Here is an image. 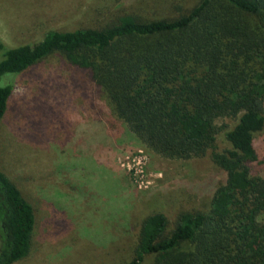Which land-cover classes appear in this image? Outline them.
<instances>
[{
    "label": "trees",
    "instance_id": "trees-1",
    "mask_svg": "<svg viewBox=\"0 0 264 264\" xmlns=\"http://www.w3.org/2000/svg\"><path fill=\"white\" fill-rule=\"evenodd\" d=\"M102 5L88 27L51 30L31 45L0 40V122L10 79L57 55L95 83L111 115L153 154L217 169L176 182L139 225L140 264H264V179L250 174L264 134V0H130ZM235 121L216 150L217 121ZM198 201V206L188 207ZM206 205V207H202ZM32 206L0 165V264L31 248Z\"/></svg>",
    "mask_w": 264,
    "mask_h": 264
},
{
    "label": "rangeland",
    "instance_id": "rangeland-1",
    "mask_svg": "<svg viewBox=\"0 0 264 264\" xmlns=\"http://www.w3.org/2000/svg\"><path fill=\"white\" fill-rule=\"evenodd\" d=\"M129 4L0 0V40L10 48L31 45L51 30L90 26L102 5L115 12ZM10 81L0 165L35 217L30 251L15 264H126L134 257L139 225L160 194L175 193L176 182L217 172L210 152L190 160L150 152L111 115L86 71L57 55ZM234 124L217 121L218 152L230 148L225 134ZM253 144L257 160L249 164L250 174L264 179V134H256ZM197 206L195 201L188 208ZM258 220L264 223V212ZM154 261L148 255L140 264Z\"/></svg>",
    "mask_w": 264,
    "mask_h": 264
}]
</instances>
